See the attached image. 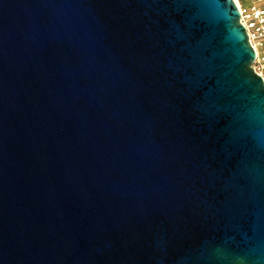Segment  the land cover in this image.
I'll return each instance as SVG.
<instances>
[{
	"label": "water",
	"instance_id": "1",
	"mask_svg": "<svg viewBox=\"0 0 264 264\" xmlns=\"http://www.w3.org/2000/svg\"><path fill=\"white\" fill-rule=\"evenodd\" d=\"M233 0H0V264H264V85Z\"/></svg>",
	"mask_w": 264,
	"mask_h": 264
},
{
	"label": "built area",
	"instance_id": "2",
	"mask_svg": "<svg viewBox=\"0 0 264 264\" xmlns=\"http://www.w3.org/2000/svg\"><path fill=\"white\" fill-rule=\"evenodd\" d=\"M238 23L243 27L247 42L254 52L251 68L264 85V0H233Z\"/></svg>",
	"mask_w": 264,
	"mask_h": 264
}]
</instances>
